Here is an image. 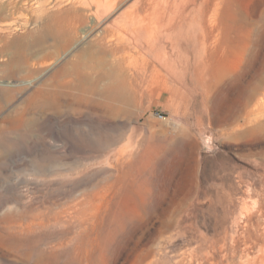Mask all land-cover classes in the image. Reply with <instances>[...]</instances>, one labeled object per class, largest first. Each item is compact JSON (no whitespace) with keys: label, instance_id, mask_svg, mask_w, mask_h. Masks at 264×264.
I'll return each instance as SVG.
<instances>
[{"label":"rangeland","instance_id":"1","mask_svg":"<svg viewBox=\"0 0 264 264\" xmlns=\"http://www.w3.org/2000/svg\"><path fill=\"white\" fill-rule=\"evenodd\" d=\"M139 1L0 0V217L21 219L0 264H262L264 48L235 47L230 0L185 1L173 44L137 36L153 80L128 60L105 97L44 94Z\"/></svg>","mask_w":264,"mask_h":264},{"label":"bare ground","instance_id":"2","mask_svg":"<svg viewBox=\"0 0 264 264\" xmlns=\"http://www.w3.org/2000/svg\"><path fill=\"white\" fill-rule=\"evenodd\" d=\"M154 1L155 0H140L134 8L126 10L123 15V19L125 21L124 23L121 22V19L114 22L110 29H106V32L95 40L94 45L96 44L101 51L99 52L98 49H94L93 47L84 49L75 59L72 69L70 71L65 69L69 76L62 81L59 80L55 84H50L51 86H46L43 90L44 94L46 96L54 97V100L58 102L70 100L79 104L89 102L90 99L88 97L90 96L98 95L99 97H105L110 90L107 85L112 86V80L118 72V67L121 66L123 62L125 63L128 60V62L135 67L137 73L144 75L147 74L146 76H148V79L153 80L155 78L154 75H157L156 70H158V68L156 65H148L147 67L140 66V51L132 49V47L138 48L136 38L139 34H148L151 38L164 39L168 37V41L173 44V40L170 36L177 26V24L174 23L183 16V13H185L187 7L186 2L189 0H163V2ZM230 1V38L235 42V47L240 49L242 53L250 50L253 51L256 48L263 49L264 43L262 42V39H258V34L261 32V26L264 25V8L261 15L258 14V9L263 6L264 0L254 6H250L248 0ZM204 3L205 5L207 4L206 9L203 11L204 16L206 17L212 10V7L210 6V0H207ZM110 5V3H106V7ZM257 14L258 17L261 18L260 20L256 19ZM212 16V27L209 28L206 22L202 24V31L204 35L200 40L202 46L199 47V50H201V53H203L206 49L205 45L207 44V40H209L208 35L212 34L214 30H220L219 34H222L225 30V26L221 20V14L217 12L216 9H213ZM127 24L131 25L134 31L128 30V27L126 26ZM113 37H115V39L117 37L119 38L116 41L110 42ZM126 41H128V43H126ZM123 42H125V44L122 46L121 44H123ZM121 47H123V49ZM109 52H111L114 57L111 64L107 57L104 56ZM166 64L167 63L163 62L164 66ZM196 66L197 68L203 67L204 62L199 60ZM52 86L53 88H50ZM47 98L48 97H46V99ZM85 98L86 100H83ZM38 101L40 100L38 99ZM47 103L49 104L50 102ZM43 104L44 102L41 105ZM19 220H21L19 216H16L13 212H8L4 216L0 217V222L15 223ZM13 226V224H10V227ZM27 228L29 227H25L23 229L26 230ZM12 230V228H0L1 244H5L7 242L14 244L20 241L18 237L11 239L10 235ZM32 247V251L40 252L38 244H34ZM17 251L26 259L25 255L29 252L26 247L20 246L17 248ZM261 256V263L264 264V254H261ZM200 264L205 263L202 262Z\"/></svg>","mask_w":264,"mask_h":264}]
</instances>
